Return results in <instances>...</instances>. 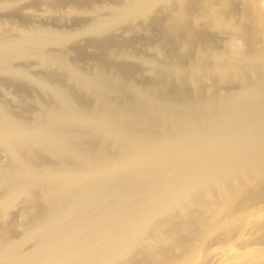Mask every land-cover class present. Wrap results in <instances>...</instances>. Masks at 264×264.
<instances>
[{
	"label": "bare ground",
	"instance_id": "bare-ground-1",
	"mask_svg": "<svg viewBox=\"0 0 264 264\" xmlns=\"http://www.w3.org/2000/svg\"><path fill=\"white\" fill-rule=\"evenodd\" d=\"M0 264H264V0H0Z\"/></svg>",
	"mask_w": 264,
	"mask_h": 264
}]
</instances>
